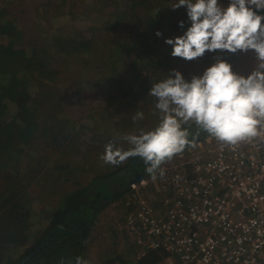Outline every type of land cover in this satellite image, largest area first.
<instances>
[{"label":"trees","instance_id":"1","mask_svg":"<svg viewBox=\"0 0 264 264\" xmlns=\"http://www.w3.org/2000/svg\"><path fill=\"white\" fill-rule=\"evenodd\" d=\"M98 2L101 3L99 6L96 5ZM18 3L21 0H10L7 6L2 7L0 2V179L4 176L5 181V185L0 183V264H59L61 257L74 260L76 256L86 259L91 231L101 210L132 189L130 180L138 175L146 178L150 175L144 171L142 159L137 157L112 166V172L110 169L90 176L87 184L77 181L73 190L60 194L62 200L49 222L38 232L31 230L32 187L50 181L53 168L60 173L63 170L68 175L73 173L80 165L78 157L84 152L79 151L78 142H71L75 137L71 133L76 126L63 114L66 95L57 87L61 82V70L56 67V61H59V56L79 55L81 60L84 56L98 57L102 53L99 46L104 35L97 36L95 33L100 27L91 24L88 31L92 34L86 36L84 29L68 25L70 22L60 26V30L50 28L43 35L42 31H34V26L28 24L23 16L16 14ZM32 3L39 18L43 17L42 13L49 12L53 18L68 15L75 20L81 14L76 12L85 5L100 11L97 13L101 16L107 12L105 21L110 24L109 30L125 29L131 20L136 21L141 29L138 31L140 40L135 44L124 41L126 54L147 58L151 64L164 61L162 56L165 51L156 46L150 51L147 46L153 47L154 41H147L155 36L153 33L157 30L161 31L164 15L171 12L176 0H85L83 3L80 0H33ZM63 6L66 8L63 9ZM177 9L182 10V17L186 19L174 17L172 28L178 27L181 20L188 27L190 21L187 20L186 8ZM20 12L27 14L24 7ZM110 17L114 18L113 23ZM146 24L151 33L145 40ZM46 38L50 39L49 44ZM107 46L112 53V45ZM216 51L228 63L239 59V50L235 53L221 49ZM89 69L95 72L96 68ZM106 81L107 78L100 84L104 86ZM140 81L143 82L142 79ZM69 83H74V92H78L76 87H79V82L73 79ZM55 87L57 90L53 89ZM56 102L57 110L50 112L49 104ZM53 119L55 121L51 123ZM121 122L124 123L122 120L117 124ZM182 127L188 130L192 143L198 136H207L195 122ZM69 147L75 150L72 156L68 154ZM3 150L6 151L4 154ZM26 152L30 166L24 171L19 169L22 168L20 158ZM56 153L59 155L55 156ZM51 161L55 164L49 168ZM14 168L18 169V173L13 174ZM68 175L66 182L69 181ZM129 202L128 207L133 210L134 205ZM164 256L163 251L153 250L134 262L159 264ZM102 264L130 263L118 254Z\"/></svg>","mask_w":264,"mask_h":264},{"label":"rangeland","instance_id":"2","mask_svg":"<svg viewBox=\"0 0 264 264\" xmlns=\"http://www.w3.org/2000/svg\"><path fill=\"white\" fill-rule=\"evenodd\" d=\"M9 1L0 0L2 7L7 6ZM32 1L21 0V3L16 4L19 11L17 9L15 12L19 16H23L28 24L34 26V31H42L43 35H45V31H48L50 28L52 30H60V26H65L66 23L70 22L68 25L73 24L77 28L84 29L85 32L83 33L86 36L92 34V32L88 31L91 24L100 27L99 30H96L95 34L97 36L104 35L102 37L104 40H100L101 45L99 46L102 53L98 57L84 56L81 60L79 55L72 57L59 56V61H56V67L61 70V82L57 87L66 95L63 114L76 126L71 133L75 135L74 139H71V142L74 144L78 142L79 151L84 152L81 157H78L80 165L73 173L68 175L65 170L60 173V170L53 171V168L50 171V181L41 182L40 184L44 185H41L42 187L39 186L40 184L32 187L31 195H33L32 202L34 203L32 204L31 230L35 233L49 222L55 209L62 200L60 194L73 190L77 186V181L82 180L83 184H87L90 176L92 177L94 174L107 172L110 169L112 172V166L105 164L100 159L105 145L110 140L117 138L118 145L127 149L129 145L126 141L119 139L120 137L130 133H139L141 130H151L158 125L163 117V113L155 108L156 98L149 95V90L155 82L166 79L169 76H174L175 71H179L186 80L190 81L193 76L202 75L207 67L221 60L222 57L216 50L206 51L202 56L190 61L170 56L169 51L171 52V46L164 42V38L181 35L187 28L186 23L184 28L180 26L178 28L176 26L174 29L171 26V20L174 17H182V10L177 11L179 9L172 8L171 12H167L164 15L165 19L161 27L163 35L158 38L156 33H153L155 36L150 37L147 41V43L154 41L153 47L150 46L149 48L147 46L150 51L155 46L165 51L162 56L163 62L151 64V60L147 58H137L135 55L130 56L126 54L127 47L124 46V41L128 40L132 44H135L140 40L138 39V31L141 29L139 23L137 25L136 21L131 20L125 29L109 30L110 24L108 21H105L106 17H108L107 12L101 16L97 13L100 11L89 9V6H85L84 4V6H81L83 9H79L76 12H81V14L75 20L73 16L69 17L68 15L53 18L49 12H46V14L42 13L43 17L39 18L38 14L34 11ZM84 1L80 0L81 3ZM219 2L221 6L226 7L229 0H219ZM98 4L101 3H96L97 6H99ZM23 7L27 12L25 15V12H22L23 14L20 12V9ZM63 7V9L66 8V6ZM180 9H183V7H180ZM45 11L48 10L45 8ZM182 19L185 20L186 18L182 17ZM110 20L112 23L114 22L113 17ZM148 33H151V29L146 24L145 40ZM46 42L49 44L51 41L46 38ZM107 45H112V53H109L110 48ZM238 55L239 59L230 63L233 71L246 76L257 69L260 62L255 51L239 50ZM93 66L96 68L95 72L89 69ZM103 70H105V73ZM105 78L108 81L102 86L100 82L105 80ZM73 79L79 82L77 83L79 87H76L78 92H74V83L73 85L69 83ZM141 79L143 82L140 81ZM53 89L57 90L56 87ZM57 104V102L49 104L48 107L51 109L49 111H56L58 108L56 107ZM137 111L143 112L144 119L133 122L132 116ZM122 120L124 123L117 124V122ZM54 121L55 119L51 120V123ZM190 122L194 121H189L188 123ZM57 123H59L58 120ZM67 151L69 155L75 154L73 147H69ZM4 152L6 151L3 150L2 154ZM57 155L59 153L55 154V156ZM20 159L22 168L19 169L25 171L30 166L28 153L23 154ZM54 164L55 162L51 161L49 168H52ZM14 169L15 172L13 174L18 173V169ZM67 175L69 176L68 182L65 180ZM52 176H54L53 180ZM3 179L4 176L0 179V183L5 185ZM51 182L53 184H50ZM44 187L46 188L44 189ZM132 188L134 189L133 185ZM132 191V189L128 190L117 201L106 205L99 213L94 228L91 231L89 252L86 258L90 261V264H102L104 260L111 258L112 255L117 256L118 254L126 262L136 264L137 248L128 239L127 233L123 228L126 216L131 211L128 207V201L130 200Z\"/></svg>","mask_w":264,"mask_h":264},{"label":"built area","instance_id":"3","mask_svg":"<svg viewBox=\"0 0 264 264\" xmlns=\"http://www.w3.org/2000/svg\"><path fill=\"white\" fill-rule=\"evenodd\" d=\"M192 144L163 179L132 184L123 228L137 259L159 250V264H264V130L234 147L208 135Z\"/></svg>","mask_w":264,"mask_h":264},{"label":"clouds","instance_id":"4","mask_svg":"<svg viewBox=\"0 0 264 264\" xmlns=\"http://www.w3.org/2000/svg\"><path fill=\"white\" fill-rule=\"evenodd\" d=\"M186 8L189 26L181 35L165 37L171 56L193 60L206 51L217 49L233 53L253 50L259 65L248 75L233 71L221 59L207 67L200 76L186 80L179 71L155 82L149 95L156 98L155 108L163 113L158 125L117 138L104 147L100 159L119 166L130 158H141L144 171L153 180L163 179L162 167L186 147L194 146L182 124L194 121L200 130L222 146L234 147L251 142L264 130V0H229L226 7L219 0H176L173 9ZM184 28L185 21L178 22ZM156 35L163 33L157 30ZM137 111L133 122L143 120ZM59 264H90L82 256L61 257Z\"/></svg>","mask_w":264,"mask_h":264},{"label":"water","instance_id":"5","mask_svg":"<svg viewBox=\"0 0 264 264\" xmlns=\"http://www.w3.org/2000/svg\"><path fill=\"white\" fill-rule=\"evenodd\" d=\"M202 138H203V137L198 136L197 139H196L194 142L199 141V140H201ZM142 179H144L143 175H138L136 178H134L133 180H130L129 182H130V184H131V183H134V182H136V181H140V180H142ZM109 196H113V194H112V195H109ZM107 197H108V196H107ZM20 264H22V263H20Z\"/></svg>","mask_w":264,"mask_h":264},{"label":"crops","instance_id":"6","mask_svg":"<svg viewBox=\"0 0 264 264\" xmlns=\"http://www.w3.org/2000/svg\"><path fill=\"white\" fill-rule=\"evenodd\" d=\"M113 256V255H112Z\"/></svg>","mask_w":264,"mask_h":264}]
</instances>
